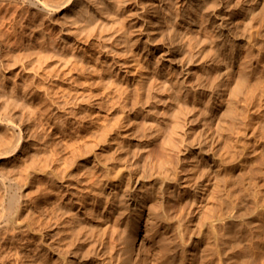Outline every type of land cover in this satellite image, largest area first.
I'll return each instance as SVG.
<instances>
[{"label": "rangeland", "instance_id": "rangeland-1", "mask_svg": "<svg viewBox=\"0 0 264 264\" xmlns=\"http://www.w3.org/2000/svg\"><path fill=\"white\" fill-rule=\"evenodd\" d=\"M20 1L0 0L4 60L43 58L0 74L32 105L14 117L26 149L0 164L23 214L8 236L0 223V264H264V0H118L108 40ZM104 158L123 197L98 185Z\"/></svg>", "mask_w": 264, "mask_h": 264}, {"label": "bare ground", "instance_id": "bare-ground-1", "mask_svg": "<svg viewBox=\"0 0 264 264\" xmlns=\"http://www.w3.org/2000/svg\"><path fill=\"white\" fill-rule=\"evenodd\" d=\"M3 1V0H2ZM6 1H8V0H6ZM9 1H12V0H9ZM13 1H17V0H13ZM22 1H26V2H28L29 4H31V5H33V6H38V8H40L44 13H46V14H50V15H52V14H56V13H59V14H63V15H65L66 17L65 18H68V19H70L71 20V22H72V24L73 25H75L76 26V30H78L79 32L81 31V32H85V33H88V34H93L94 32H96V31H98L99 33H97L98 35L97 36H99L100 38H102V39H105V40H108V39H110V36L112 35V33L110 32L109 33V31H110V29L111 28H114L116 25H119L118 23H119V21L118 20H120V18H119V10H118V8H117V6L119 7V2H118V0L116 1V0H54V1H41V0H22ZM22 1H20V3H22ZM120 1V0H119ZM11 3V2H10ZM2 4V3H1ZM4 4V3H3ZM12 4V3H11ZM23 4V3H22ZM24 4H25V2H24ZM7 5V4H6ZM15 5V4H14ZM1 6V5H0ZM4 6V5H3ZM15 6H17V4L15 5ZM7 7H8V5H7ZM22 7V6H21ZM24 7V6H23ZM5 8V7H4ZM17 8H18V6H17ZM5 9H7V8H5ZM5 9H3V10H5ZM14 9V8H13ZM13 9H12V11L11 12H13ZM34 9V8H33ZM16 10V9H15ZM40 10V11H41ZM2 11V10H1ZM16 12V11H15ZM4 13H6L5 11L3 12V14L2 15H4ZM9 14H11L10 13V11H9ZM16 14V13H15ZM1 16V15H0ZM11 16V15H10ZM121 16V15H120ZM3 17V16H2ZM1 17V18H2ZM5 17V16H4ZM12 17H13V14H12ZM0 18V19H1ZM8 18H9V16H8ZM16 18V17H15ZM121 18H122V20H123V17L121 16ZM7 19V16H6V18H4L3 20H6ZM10 19V18H9ZM13 18H11V20H12ZM2 20V19H1ZM10 21V20H9ZM124 21V20H123ZM3 22V21H2ZM8 22V21H7ZM1 23V22H0ZM4 23V22H3ZM3 23H1V27L0 28H2V25H3ZM15 24V23H14ZM4 26V25H3ZM6 27L8 28V26L6 25ZM11 27V25L9 26V28ZM12 28V27H11ZM122 28L120 27L119 28V31L121 30ZM2 30V29H1ZM4 30H6V29H4ZM3 30V31H4ZM10 30V29H9ZM7 31H8V29H7ZM11 31V30H10ZM15 31V30H14ZM6 32V31H5ZM5 32H3L4 34H5ZM9 32V31H8ZM13 32V31H12ZM11 32V33H12ZM10 33V32H9ZM10 33V34H11ZM0 36H2V34L0 33ZM125 35L122 33V32H120V34H119V37L121 38V39H125V37H124ZM4 38H5V36H3ZM2 37V38H3ZM6 37H7V34H6ZM124 37V38H123ZM8 38V37H7ZM10 38V37H9ZM9 40V42H10V39H8ZM12 40V39H11ZM2 41H4L5 42V40L3 39V40H1V37H0V74H1V70L3 69V67H5V65H6V63H7V61L6 60H4V58H5V54L7 55V52L5 53L4 52V49L1 47L2 45H3V43H2ZM11 42H13V41H11ZM10 42V43H11ZM15 42V41H14ZM26 42V41H25ZM17 43H18V41H17ZM24 43V42H23ZM2 44V45H1ZM29 44V43H28ZM31 44V43H30ZM17 45V44H16ZM19 45V44H18ZM22 45V44H21ZM37 45H39V44H37ZM28 46V45H27ZM26 46V47H27ZM36 46V45H35ZM35 46H34V48H35ZM42 47H43V45H41ZM41 46H40V49L38 50H36V52H35V50L33 51L31 48V52L29 53V51L28 50H25V52H20V53H23V54H25V55H23L22 54V58L20 59L19 57H18V59H16V57L18 56H16L15 57V55H14V58L13 59H11V61H18L19 59V61L17 62V63H22L21 61H23V63L26 65V66H29V65H32L34 62H39V63H41V59L43 58V48L41 49ZM4 47V46H3ZM7 47H9V45H7ZM15 47V46H14ZM17 47V46H16ZM16 47H15V49H16ZM25 47V48H26ZM29 47V46H28ZM39 47V46H38ZM38 47H36V48H38ZM24 48V47H23ZM33 48V47H32ZM7 49V48H6ZM7 50H9V49H7ZM12 50V49H11ZM19 50V49H18ZM23 51V50H22ZM28 53H27V52ZM9 52V51H8ZM11 52V51H10ZM32 52H33V54L34 53H36V54H34L35 55V57H34V55L32 56ZM5 53V54H4ZM63 53V52H62ZM4 54V55H3ZM10 55V53H8V55H7V57ZM12 55V56H13ZM6 57V58H7ZM72 57V56H71ZM11 58V57H10ZM10 61V62H11ZM9 62V63H10ZM9 63H7V64H9ZM15 64H16V62H14ZM13 63H11V65H12ZM14 64V65H15ZM24 65V66H25ZM21 66H22V64H21ZM23 66V67H24ZM25 66V67H26ZM6 67H7V65H6ZM25 69H27V68H25ZM4 70V69H3ZM7 70V69H6ZM3 75V74H2ZM5 75V74H4ZM7 76V75H6ZM4 77V76H3ZM1 79V78H0ZM7 79V78H6ZM4 80V79H3ZM3 83V82H2ZM16 83V82H15ZM2 85V84H1ZM6 85V84H5ZM13 85V84H12ZM12 85H11V87H12ZM18 85V84H17ZM16 85V86H17ZM8 86V85H7ZM15 86V87H16ZM8 88V87H7ZM22 88H24V87H22ZM21 91H23V90H21ZM18 92V91H17ZM16 91H15V88L13 87V88H11V89H6L5 87H3V86H0V99H1V106H3L4 107V109L6 110V113L4 114V116L3 117H0V164H4V163H7L8 161H10V159H12L16 154H18V152L22 149V147H23V139H24V135H23V131L20 129V130H18L19 129V124L21 125V123H23V122H21V123H19L20 122V120H21V117L22 118H24V116L26 117L27 115L25 114V111H24V108L25 109H28L30 106H32V105H27V103H26V100H24L23 101V97H24V95H22L21 93V95L19 94V92L17 93ZM24 92V91H23ZM28 95V94H27ZM26 95V96H27ZM23 96V97H22ZM30 102V101H29ZM30 104V103H29ZM0 106V107H1ZM255 106H252V107H247L248 108V111H250L251 109H253ZM258 107V106H257ZM256 107V108H257ZM2 108V107H1ZM30 110H31V108H29ZM258 109V108H257ZM3 110V108L0 110V112ZM5 110H3V111H5ZM28 111L27 110V112L26 113H28V112H31V111ZM256 109H254V111H255ZM253 111V110H252ZM18 112H19V116H20V119L18 120L17 118V120L19 121L18 123L16 122V119L14 118L15 116H17L18 115ZM22 112H24V113H22ZM1 114V113H0ZM24 114V115H23ZM3 115V114H2ZM30 115H32L31 113H30ZM29 115V116H30ZM19 116H17L18 118H19ZM27 118H28V116H27ZM26 119V118H25ZM24 119V120H25ZM23 120V121H24ZM27 120V119H26ZM22 121V120H21ZM27 143V142H26ZM23 149H26V148H23ZM22 149V150H23ZM25 152V151H24ZM17 157V156H16ZM99 157V156H98ZM26 159V158H25ZM26 161V160H25ZM11 162V161H10ZM27 163V162H26ZM12 164V163H11ZM98 164H99V168H100V171H101V175H100V178L101 179H99V184L98 185H101V187H102V185L104 186V187H108L111 191L110 192H114L113 193V195H115V196H121V197H123V195H125L126 194V191H127V188H124V191L123 192H121V193H123L122 195L120 194H118L119 193V191H117V189L119 188V186H120V184L122 183V178H121V176L119 175V174H114L115 172L113 171V167L112 166H110L109 165V163H108V161H107V159H105L104 158V160H99L98 159ZM8 165V164H7ZM13 165H14V163H13ZM12 165V166H13ZM9 166V165H8ZM12 168V167H11ZM10 168V169H11ZM9 169V170H10ZM13 171V170H12ZM45 171V170H44ZM7 172V171H6ZM10 172V171H9ZM1 173H3V172H0V174ZM5 173V172H4ZM4 173L2 174V175H0V188L2 189L3 187H6V184H7V182H8V184L10 185V187L12 188V190H10L9 192H8V194H9V204H10V206L9 207H6V206H2V207H0V223H1V221H4V224L1 226V230H3L1 233H3L4 231V233H6V236H8V234H7V232L6 231H10L9 229H11V228H8L9 226H12V228L13 229H17V228H19V225L18 224H20V221H18L21 217H22V215L23 214H21V210H22V199H21V195H19L20 193H18V189L20 188V184L19 183H17V180H16V183L15 182H13L12 180H10L9 178H7V177H5V175H4ZM45 173V172H44ZM7 174H9V173H7ZM7 174H6V176H7ZM11 174V173H10ZM9 174V176L8 177H10L11 175ZM27 175H29V173L27 174ZM26 175V177H28ZM12 177V176H11ZM10 177V178H11ZM25 177V178H26ZM94 185V184H93ZM98 187V186H97ZM97 187L96 186H94L93 188H92V190L91 191H93V192H95L96 191V189H97ZM100 187V186H99ZM98 187V188H99ZM164 186L163 185H161V189L163 188ZM15 188V189H14ZM0 189V190H1ZM5 190V189H4ZM3 190V191H4ZM102 190V189H101ZM164 192V191H163ZM162 192V193H163ZM160 193V192H159ZM162 193H160V194H162ZM112 194V193H111ZM98 195V194H97ZM107 196H109V194L107 195ZM106 196V198L107 199H105V200H109L108 199V197ZM111 196V195H110ZM157 196H158V194H157ZM163 196V195H162ZM110 198V197H109ZM163 198V197H162ZM94 199H96V198H94ZM100 199V198H99ZM112 199V198H111ZM111 199H110V201H111ZM141 199H143V198H141ZM141 199H134V203H133V207L134 208H136V207H139V209L141 208V210H139L141 213H143L144 215H146V216H149L150 217V219H151V223L149 222V223H147V225L148 224H150V225H148L150 228L149 229H152V230H150V231H154L153 229H156V227L155 228H153V224L154 223H152V222H154V220H157V218L159 217V216H161V214H158L157 213V211L156 212H154V211H151V212H149V211H147L148 209H146V211L144 210L145 208H144V206L142 205L143 204V200H141ZM93 200V199H92ZM113 200V199H112ZM160 200V199H159ZM163 200V199H162ZM119 202H122L121 200H118ZM155 201V200H154ZM107 202H109V201H107ZM106 203V202H105ZM159 203V202H158ZM116 204V203H115ZM118 204V203H117ZM149 204V203H148ZM156 205H157V203H155ZM155 204L154 205H152V207L151 208H153V206H155ZM2 205V203H0V206ZM119 205H120V203H119ZM123 205V207H124V204H122ZM159 205V204H158ZM157 205V206H158ZM150 206V205H149ZM157 206H155V208L154 209H156V207ZM160 206L162 207V206H164V205H162V203H160ZM117 207V206H116ZM120 207H121V205H120ZM120 207L119 208H117L118 210H117V214H118V216H116V217H119V220H123V219H126L125 217L123 218V216H124V214L123 213H125V211L122 213V211L121 210H123V209H120ZM159 207V206H158ZM165 207V206H164ZM164 207H162L163 209H165ZM147 208H149L148 207V205H147ZM150 208V209H151ZM160 208V207H159ZM161 208V209H162ZM116 209V208H115ZM162 209V210H163ZM153 210V209H152ZM156 210H158V209H156ZM139 212V213H140ZM158 212H159V210H158ZM162 212V211H161ZM46 213V212H45ZM46 214H48V213H46ZM163 214V213H162ZM164 214H165V212H164ZM123 215V216H122ZM166 215V214H165ZM49 216V215H48ZM47 216V217H48ZM56 216V215H55ZM72 216V215H71ZM70 216V217H71ZM135 216V215H134ZM138 216H139V214H138ZM163 217H165L164 215H162ZM162 216H161V218H162ZM73 217V216H72ZM135 217H137V216H135ZM148 217V218H149ZM52 218V217H51ZM141 218V217H140ZM143 218V217H142ZM48 219V218H47ZM49 219H50V216H49ZM117 219V218H116ZM136 219H138V218H136ZM147 219V218H146ZM146 219H145V221H146ZM118 220V219H117ZM139 220V219H138ZM128 221V220H127ZM127 221L125 220V222H126V224H127ZM144 221V222H145ZM148 221H150V220H148ZM122 222V221H121ZM120 222V223H121ZM124 222V221H123ZM158 222H160V226H161V229H162V231L161 232H163V233H165V235H170V228H169V226L167 225V221H165V219L164 218H162V219H159L158 220ZM157 222V223H158ZM118 224H119V222H117ZM117 224V225H118ZM123 224V223H122ZM125 224V223H124ZM123 224V225H124ZM146 225V226H147ZM157 225V227H158V224H156ZM120 226V225H119ZM129 226V225H128ZM137 226V225H136ZM241 226V225H240ZM124 227V226H123ZM242 228H243V226H241ZM124 228H126V227H124ZM131 228V227H130ZM146 228V227H145ZM241 228V229H242ZM8 229V230H7ZM115 229H117V227L115 228ZM147 229V228H146ZM145 229V231H148V230H146ZM246 228H243V230H245ZM17 230H19V229H17ZM120 229L118 228V231H117V233H119V232H121L122 234H125V233H123L122 231H119ZM121 230H122V228H121ZM124 230V229H123ZM130 230V229H129ZM150 231H148V232H150ZM125 232V231H124ZM129 232V231H128ZM0 233V234H1ZM147 233V232H146ZM151 233V232H150ZM155 233H156V231H155ZM173 233V232H172ZM13 235H15L14 233H12ZM148 234V233H147ZM174 234V233H173ZM1 235H3V234H1ZM17 235V234H16ZM119 235L121 236V234L119 233ZM128 234H126L125 235V237L127 236ZM131 235V236H130ZM138 235H144L145 236V233L144 232H142L141 231V228H139V229H137V228H133L132 230H131V234H130V232H129V236L131 237V240H132V242L131 243H134L135 242V240H136V238L138 237ZM151 235V234H150ZM153 235V234H152ZM12 236V235H11ZM161 236V235H160ZM173 236V235H172ZM1 237V236H0ZM4 238H5V234H4V236H3ZM3 237H1L2 239H3ZM14 237V236H13ZM143 237V236H142ZM164 237H166V236H164ZM170 237V236H169ZM0 238V239H1ZM8 238H10V237H8ZM121 238H123L124 240H125V238L123 237V236H121ZM127 238H129V237H127ZM148 238V237H147ZM1 239V240H2ZM130 239V238H129ZM129 239H127V242H129L128 240ZM141 239V238H140ZM145 239V238H144ZM173 239H174V237H173ZM164 240V239H163ZM162 239H161V241H163ZM166 240H167V238H166ZM170 240H172V239H170ZM140 241V240H139ZM161 241H160V243H161ZM140 242H142V241H140ZM154 241H152V243H153ZM2 243V242H1ZM0 243V244H1ZM139 243V242H138ZM137 243V244H138ZM145 243V242H144ZM155 243H157V242H155ZM171 243V242H170ZM4 244V243H3ZM130 244V243H129ZM147 244V243H146ZM164 244V243H163ZM51 245V244H50ZM127 245V244H126ZM131 245V244H130ZM150 245V244H149ZM155 245V244H154ZM153 245V246H154ZM159 245V244H158ZM165 245V244H164ZM55 246V245H54ZM53 246V247H54ZM128 246V245H127ZM137 246V245H136ZM146 246V245H145ZM163 245H161L160 247H162ZM138 247V246H137ZM137 247H135V248H137ZM146 247H148V246H146ZM152 247V246H151ZM158 247V246H157ZM51 249H52V247H50ZM130 248H132V246H130ZM166 248H168V247H166ZM170 249V248H169ZM54 250V249H53ZM52 250V251H53ZM58 250V249H57ZM59 250H60V247H59ZM62 250H64V249H61V251ZM135 250H137V249H135ZM157 250V249H156ZM156 250H155V253H156ZM165 250V249H164ZM167 250V249H166ZM61 251H60V253H58V255H60L61 256ZM134 250H132L131 251V249H130V253L131 252H133ZM160 251H162V249L160 250ZM168 251V250H167ZM166 251V252H167ZM54 252V251H53ZM63 252V254L62 255H64V251H62ZM158 252V251H157ZM164 252V251H163ZM165 252V253H166ZM169 252V251H168ZM167 252V253H168ZM138 253V252H137ZM154 253V252H153ZM164 253V254H165ZM166 253V254H167ZM132 254H134V252L132 253ZM132 254H130V255H132ZM157 255V254H156ZM168 255V254H167ZM170 255V254H169ZM154 256H155V254H154ZM153 256V257H154ZM164 255L162 254V256L161 257H163ZM160 257V256H159ZM159 257H157V258H159ZM169 257V256H168ZM61 259H62V256H61ZM168 259V258H167ZM60 260V259H59ZM67 260V259H66ZM155 260V259H154ZM160 260H161V258H160ZM160 260H155V261H159L160 262ZM169 260V259H168ZM62 261V260H61ZM102 261V260H101ZM149 261V260H148ZM163 262V261H162ZM165 262H166V260H165ZM155 263V262H154ZM167 263V262H166ZM166 263H164V264H166ZM63 264V263H62ZM147 264V263H146ZM151 264V263H150ZM153 264V263H152Z\"/></svg>", "mask_w": 264, "mask_h": 264}]
</instances>
